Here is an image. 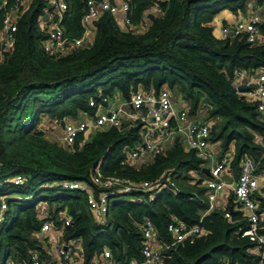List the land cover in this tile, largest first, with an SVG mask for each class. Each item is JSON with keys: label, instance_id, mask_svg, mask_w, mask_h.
Wrapping results in <instances>:
<instances>
[{"label": "trees", "instance_id": "1", "mask_svg": "<svg viewBox=\"0 0 264 264\" xmlns=\"http://www.w3.org/2000/svg\"><path fill=\"white\" fill-rule=\"evenodd\" d=\"M65 1L68 9L62 29L66 36L79 38L86 0ZM126 1L131 23L137 25L152 0ZM249 1L165 0L161 14L149 19L142 34L124 31L116 17L104 13L93 22L90 46L53 58L41 47L46 38L42 27L46 1L30 0L16 23L11 50L1 53L0 60V198L19 197L8 201L0 226L3 264H30L35 254L46 262V239L39 236L44 212L56 220L63 213L70 218L63 239H80L83 264H90L106 250L117 264L139 260L144 219L152 222L158 240L169 245L162 251L161 264H259L255 245L240 237L248 223L233 194L223 210L207 212V200L201 199L205 189L199 188L202 180L190 176L195 172L203 178V163L193 152L183 151L178 142L136 166L128 164L125 151L138 141L136 129L122 133L113 128L98 130L80 150L76 143L71 151L52 142L40 128L44 119L61 125L93 117L95 109L88 103L99 92L127 99L139 88L158 92L167 87L182 95L190 116L198 115L203 104L211 143L223 153L233 152L231 168L236 174L245 157L258 164L257 173L264 174V123L254 107L239 98L233 84L240 71L256 74L264 70V47H252L245 37L218 40L212 28L218 14L243 13ZM3 16L0 9V29ZM98 166L104 176L135 183L170 177L179 193L161 191L153 202H145L147 194L142 192L117 195L111 198L108 212L98 218L87 208L83 194L61 187L64 182L77 181L98 193L91 179ZM17 175L26 181L16 187L11 179ZM262 193H255L260 214H264ZM126 196L131 200H121ZM171 222L187 230L199 227L203 234L192 243L172 245L167 232ZM259 234L264 236V215Z\"/></svg>", "mask_w": 264, "mask_h": 264}, {"label": "built area", "instance_id": "2", "mask_svg": "<svg viewBox=\"0 0 264 264\" xmlns=\"http://www.w3.org/2000/svg\"><path fill=\"white\" fill-rule=\"evenodd\" d=\"M45 1L44 16L47 18L43 20L42 27L45 29L46 38L41 47L47 56L56 58L90 46L93 22L104 13L116 17L124 31L128 30L136 34L144 33L149 27L150 16L153 18L161 14V4L165 0H152L137 25L131 23L129 18L131 8L126 0H86L85 13L80 22L83 33L79 38L66 36L62 29L63 14L68 9L66 1ZM258 2L259 0H252V13L247 21H237L232 25L221 27L222 40L232 41L245 37L247 43L252 47H264V21L258 15L260 8ZM29 3L30 0H13L12 4H9L8 0H0V9L4 10L0 29V60L1 53L11 50L17 30L16 23ZM233 84L239 98L254 107L258 119L264 123V70L256 74L240 71L235 75ZM241 89L247 90L241 91ZM88 106L95 109L93 117L76 122H64L61 137L63 146L73 151L74 145L77 143V150H80L89 141L92 134L98 130L113 128L122 133L129 129H136L139 133L138 141L125 150L128 164L136 165L148 163L155 155L165 153L168 143L182 144L187 151L193 152L203 164L206 162L211 164L210 178L203 182L208 199L207 212H211L216 207L220 193L230 189L239 211L248 223V227L240 233V237L247 238L255 245L254 252L260 257L259 264H262L264 261V236L259 234V223L264 214L259 213V204L254 198V193L258 190V182L255 177L257 165L251 158L245 157L241 160L240 173L235 185H230L223 180L222 174L229 169L231 156L223 153L218 161H213L210 123L191 118L187 109H176L167 88H162L158 92L136 90L121 103L118 102V96L108 97L99 92L94 98L89 99ZM262 148L261 158H264V143ZM203 169L206 168L202 166ZM191 176H195V173H191ZM91 179L92 183L100 189L98 193L87 184L77 181L64 182L61 187L83 194L87 208L98 218L108 212L111 198L117 195L142 192L147 194L145 202H153L161 191H169L173 195L179 193L171 178L156 183H135L116 176H104L99 166L96 167ZM25 181L26 179L20 175L11 179V183L16 187L21 186ZM11 199H19V197L4 196L0 198V226L5 220L8 201ZM225 218L230 220V215L226 213ZM42 219L43 224L39 235L53 233L57 239L55 247L57 260L52 263L54 252L45 249L48 259L46 264H77L76 258L81 254L82 242L77 238L67 241L63 239L65 229L70 226V218L63 213L58 220L49 215H44ZM167 232L172 237V245L186 240L192 243L195 237L203 234L199 227L187 230L177 222H171L167 226ZM141 234L143 243L140 259L131 260L128 264H161L162 251L168 249L169 245L159 248L160 251L156 248L159 240L154 225L149 219L143 220ZM100 258L108 264H117L108 250L104 251ZM30 264H44V262L35 254L32 256ZM218 264L228 263L220 261Z\"/></svg>", "mask_w": 264, "mask_h": 264}, {"label": "crops", "instance_id": "3", "mask_svg": "<svg viewBox=\"0 0 264 264\" xmlns=\"http://www.w3.org/2000/svg\"><path fill=\"white\" fill-rule=\"evenodd\" d=\"M251 6H252V0L249 1L248 8L243 13L232 14L229 11H223L220 14H218L214 18V21L212 23L213 35L215 36V38H217L218 40H221L220 30H221V27L223 25H232V24L236 23L237 21H247L249 16L252 13V10H251L252 7ZM258 15H260V17L264 21V0L261 1L260 8H259V11H258ZM93 38H94V32H92V35H90V40L93 41ZM171 92H173V91H171ZM171 92H170V94H171ZM171 96H172V94H171ZM172 99H173V103H174V106H175L176 109H178V110L179 109H187L189 111V105L183 99L180 100V101H177L176 99H174L173 96H172ZM123 100L124 99H122L121 97H118V102L119 103H121ZM190 117L196 119L195 118L196 116H192L191 115ZM203 121H207V118L204 117ZM172 146H173L172 143H168L167 146H166V151L165 152L170 150L172 148ZM180 147L182 148L183 151L187 152V149L185 148V146L180 144ZM212 151L214 152L213 161L216 162L223 155V151L220 148V146L217 145V144H213ZM232 153H233L232 151H228L227 152V154H229V156H231V162H232ZM256 165L258 166V164H256ZM202 166H204V168L209 170L210 167H211V164L209 162H206V163L202 164ZM192 173H195V172H192ZM239 173H240V164H239V172H238V174H236L234 172V170L231 168V164H230L229 169L222 174V178L228 184L235 185L236 181H237V178L239 176ZM190 176H191V174H190ZM191 177L194 178V179H197V178L199 179L200 178V180H202L201 185L199 186V188H204L203 182H205L208 178H210V177L206 176L205 173H204V177L203 178L199 177V175L197 173H195V176H191ZM255 177H256V180L258 182V190L255 193L257 195L261 196V195H263L262 191L264 190V174L257 173V168H256ZM230 194H233L230 189L225 190L222 193H220V195L218 197V200L216 202V207L213 210H216V209L223 210L225 208V205L227 204V198H228V196ZM256 194L254 195V198L256 197ZM205 197H207L206 189H205V196H203V198H201V197L200 198L204 199L206 201ZM207 204H208V199H207ZM42 214H43L42 217L44 215H48L47 212H44ZM40 237H45V239L48 240L47 243H43V247L45 249H47V250H50V251L54 252V255H53L52 259H51V262L52 263L56 262V260H57L56 259L57 258V254L55 253V247L57 245L56 236L53 235V233H49V234H46V235H43V236H40ZM164 245H167V244H164V243L159 241V243L156 244V248H158V250L160 251L159 248L164 247ZM76 259L78 260L77 264H83V261L80 259V256L79 257L77 256ZM46 263H48V259L46 260V262L44 264H46ZM90 264H108V263L106 261H104L103 259H101L100 257H98V258L93 259L90 262Z\"/></svg>", "mask_w": 264, "mask_h": 264}, {"label": "rangeland", "instance_id": "4", "mask_svg": "<svg viewBox=\"0 0 264 264\" xmlns=\"http://www.w3.org/2000/svg\"><path fill=\"white\" fill-rule=\"evenodd\" d=\"M166 88L167 87H163V89H166ZM138 90H143V89L139 88ZM171 94L174 97V99H176L177 101H180L183 99L182 95H180V93L177 90H174L173 92H171ZM202 106H203V104H201V106H200L201 108L199 109V113L195 117L196 118L195 120H197V121H203L204 117H206V111H205L204 107H202ZM84 119H87V118L86 117L81 118V120H84ZM66 122H69V121H66ZM40 128L42 129V131L45 130V135L47 136L48 139H50L52 142H55L57 144L62 145V142H61L62 126L61 125L48 123V121L44 119L43 125ZM139 165H142V164H137L136 166H139ZM127 199L131 200V197L126 196V197L121 198V200H127ZM205 199L207 200V197H205ZM10 221H11V218L9 216H7L6 217V225H9ZM4 244H5V241H4V239H2V246H4ZM3 249H4V247H2L0 249V264H3V258H4Z\"/></svg>", "mask_w": 264, "mask_h": 264}, {"label": "water", "instance_id": "5", "mask_svg": "<svg viewBox=\"0 0 264 264\" xmlns=\"http://www.w3.org/2000/svg\"><path fill=\"white\" fill-rule=\"evenodd\" d=\"M46 16H44L43 17V20H46ZM152 18V16H150V19ZM245 90H247V89H241V91H245ZM208 120V119H207ZM63 124H64V122H61V126L63 127ZM204 173H205V175L206 176H208V177H210V173H209V170L208 169H203L202 170ZM39 236H41V235H39Z\"/></svg>", "mask_w": 264, "mask_h": 264}]
</instances>
